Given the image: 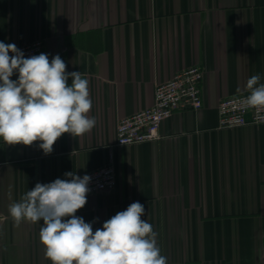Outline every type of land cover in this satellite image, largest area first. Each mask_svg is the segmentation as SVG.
Segmentation results:
<instances>
[{
	"label": "crops",
	"instance_id": "obj_1",
	"mask_svg": "<svg viewBox=\"0 0 264 264\" xmlns=\"http://www.w3.org/2000/svg\"><path fill=\"white\" fill-rule=\"evenodd\" d=\"M35 40L87 78L96 124L63 134L49 155L0 139V264H51L43 221L17 225L11 203L38 182L109 164L116 187L76 213L93 230L140 202L167 264H264V123L220 128L218 112L252 75L264 83V0H0V41ZM193 65L203 106L175 112L157 140L116 145L120 119Z\"/></svg>",
	"mask_w": 264,
	"mask_h": 264
},
{
	"label": "clouds",
	"instance_id": "obj_2",
	"mask_svg": "<svg viewBox=\"0 0 264 264\" xmlns=\"http://www.w3.org/2000/svg\"><path fill=\"white\" fill-rule=\"evenodd\" d=\"M11 54V55H10ZM57 54L25 57L14 43L0 41V139L9 146L39 142L45 155L63 134L74 137L91 131L93 103L89 81L80 71L68 72ZM16 76V79H12ZM71 78V83H69ZM260 75L246 82L247 107L264 109ZM49 183H36L9 205L14 222L40 223L39 238L51 264H167L158 233L145 218L140 202L131 203L93 230L77 216L85 207L90 176L73 171Z\"/></svg>",
	"mask_w": 264,
	"mask_h": 264
},
{
	"label": "built area",
	"instance_id": "obj_3",
	"mask_svg": "<svg viewBox=\"0 0 264 264\" xmlns=\"http://www.w3.org/2000/svg\"><path fill=\"white\" fill-rule=\"evenodd\" d=\"M25 57L45 52L43 40H35L17 46ZM11 55V54H10ZM203 68L193 65L178 71L171 79L159 83L155 90L153 106L142 109L120 119L117 125L116 145H131L154 141L160 138L162 123L177 111L199 110L203 106ZM249 95L241 93L224 97L218 106L219 127L237 128L264 123V109L247 107L244 103ZM90 176L87 196L113 190L117 184L115 167L111 164L78 174Z\"/></svg>",
	"mask_w": 264,
	"mask_h": 264
}]
</instances>
